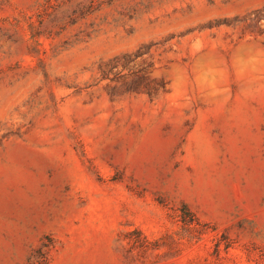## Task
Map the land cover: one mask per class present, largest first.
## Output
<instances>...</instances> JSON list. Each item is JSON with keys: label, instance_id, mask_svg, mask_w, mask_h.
Here are the masks:
<instances>
[{"label": "rangeland", "instance_id": "obj_1", "mask_svg": "<svg viewBox=\"0 0 264 264\" xmlns=\"http://www.w3.org/2000/svg\"><path fill=\"white\" fill-rule=\"evenodd\" d=\"M41 243L264 264V0H0V264Z\"/></svg>", "mask_w": 264, "mask_h": 264}, {"label": "trees", "instance_id": "obj_2", "mask_svg": "<svg viewBox=\"0 0 264 264\" xmlns=\"http://www.w3.org/2000/svg\"><path fill=\"white\" fill-rule=\"evenodd\" d=\"M129 233L133 234L135 239H141L144 240V236L142 233L137 229H132L131 231L125 233V236H128ZM143 251L150 250V248L147 245L143 246ZM47 245L44 243H41L34 251H32L28 258H27V264H47Z\"/></svg>", "mask_w": 264, "mask_h": 264}]
</instances>
